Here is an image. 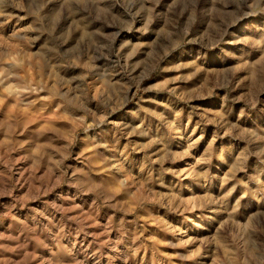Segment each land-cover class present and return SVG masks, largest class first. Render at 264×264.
Wrapping results in <instances>:
<instances>
[{
    "label": "rangeland",
    "instance_id": "374dc122",
    "mask_svg": "<svg viewBox=\"0 0 264 264\" xmlns=\"http://www.w3.org/2000/svg\"><path fill=\"white\" fill-rule=\"evenodd\" d=\"M0 264H264V0H0Z\"/></svg>",
    "mask_w": 264,
    "mask_h": 264
}]
</instances>
